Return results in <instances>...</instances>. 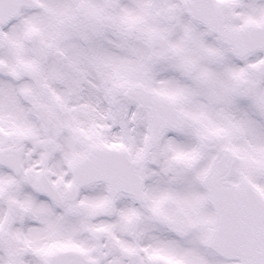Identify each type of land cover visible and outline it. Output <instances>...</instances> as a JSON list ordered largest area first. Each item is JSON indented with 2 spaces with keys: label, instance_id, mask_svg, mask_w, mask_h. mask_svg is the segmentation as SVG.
Returning a JSON list of instances; mask_svg holds the SVG:
<instances>
[{
  "label": "snow or ice",
  "instance_id": "obj_1",
  "mask_svg": "<svg viewBox=\"0 0 264 264\" xmlns=\"http://www.w3.org/2000/svg\"><path fill=\"white\" fill-rule=\"evenodd\" d=\"M0 264H264V0H0Z\"/></svg>",
  "mask_w": 264,
  "mask_h": 264
}]
</instances>
